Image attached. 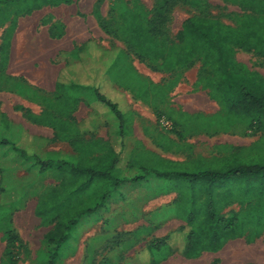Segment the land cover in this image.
Segmentation results:
<instances>
[{
	"label": "trees",
	"instance_id": "1",
	"mask_svg": "<svg viewBox=\"0 0 264 264\" xmlns=\"http://www.w3.org/2000/svg\"><path fill=\"white\" fill-rule=\"evenodd\" d=\"M178 1L155 0L153 10L148 11L142 0H115L130 7L108 21L101 20L100 25L108 34L125 41L139 58L164 65L173 59L178 67L199 61L197 85L218 103L230 131L244 136L254 130L252 135H261L248 148L224 146L229 152L225 156L199 155L179 162L163 160L145 150L138 154L137 164L145 176L155 174L168 180L177 191L176 214L185 222L177 232L149 244L150 264H159L175 252L186 259L198 258L204 252L217 253L230 240L246 236L252 242L264 231V75L236 58L237 48L264 56V0H233L250 9L249 13L236 16L234 25L205 14L193 15L183 22L174 42L165 26L170 7ZM72 3L73 0H0V26L12 21L1 47L2 69L8 61L18 16L31 15L44 6ZM189 3L198 8L204 5L202 0ZM75 54L76 58L68 60L62 69L56 86V104L66 119L34 118L40 123L51 120L58 130L56 138L71 140L78 156L76 164L67 165V169L60 167L66 180L50 189L36 206L41 225L50 227L44 236L52 248L48 264H56L61 247L80 220L98 211L119 185L129 182L124 173L132 166L133 153L126 151L132 134L131 113L113 94L116 84L132 90L139 79L130 53L117 46L106 50L88 41ZM180 79L178 73L163 85L150 82L141 93V100L161 110ZM67 92L68 97L62 98ZM70 92L94 95L89 106L94 111L92 115H101L110 126L109 141L76 138L81 130L74 123L72 110L78 98ZM162 112L183 130L194 131L204 125L201 113L190 114L169 106ZM143 178L130 180L137 183ZM233 204H239L241 210L227 217L223 212ZM5 239L6 260L2 264H17V238L8 231ZM156 255L163 258L156 259Z\"/></svg>",
	"mask_w": 264,
	"mask_h": 264
},
{
	"label": "rangeland",
	"instance_id": "2",
	"mask_svg": "<svg viewBox=\"0 0 264 264\" xmlns=\"http://www.w3.org/2000/svg\"><path fill=\"white\" fill-rule=\"evenodd\" d=\"M142 2L148 11L153 10L155 0H142ZM202 2L204 3L202 8L192 6L189 0H180L170 7L165 32L171 40L177 42L183 22L193 15L205 14L226 24L234 25L236 16L250 12V9L242 8L233 0H202ZM128 7L130 4L116 3L115 0H73V3L67 6H44L31 15H21L25 35L18 36L17 42L19 45L24 44L29 35L36 44L40 40L47 39L46 43L41 42L42 45H35L33 42L31 46L36 49L40 47L50 49L54 65L60 63L63 65L65 61L76 58L75 53L88 41H93L106 50L117 46L130 53L131 61L139 73V79L132 90L123 89L116 84L115 92L113 91L115 99H118L121 106L128 108L127 111H130L132 117L130 123L132 134L128 137L126 148L127 153H133L132 166L124 173V177L129 179L128 183H133L130 179L142 172L138 167L137 158L143 150L154 151L163 160L185 162L199 155L208 158L225 156L229 152L225 151L224 146L235 149L253 146L261 133L244 136L233 134L229 129V121L221 112L218 103L210 98L207 90L197 85L201 68L199 61L185 67H178L173 59L164 65L162 62L139 58L125 41L108 34L101 27V20L108 21L113 15H117ZM18 18L19 16L17 20ZM49 28L51 40L46 32ZM19 49L23 50L24 45H20ZM236 58L250 69L264 75V56L237 48ZM38 65L39 63L36 66ZM178 73L181 74V79L169 92L166 104L161 107V110L157 111L141 100V93L150 82L163 85L170 78H175ZM69 94L79 100L75 120H90L91 111L87 104L94 100V95L73 92ZM168 106L183 112L199 110L191 111L190 114L204 115V125L194 131L175 126L173 121L162 112ZM175 118L177 119L176 116ZM93 122L98 123L95 124L97 129H86L85 135L80 136L79 139L89 141L100 138L107 141L109 139L108 125L104 124L100 117ZM91 131L95 133L91 134ZM4 148V160L0 161L2 162L0 264L6 260L5 233L8 231L17 238L15 254L17 264H48L52 248L45 242L44 236L50 227L41 225L35 210L37 203L50 189L58 188L66 180L65 173L60 167L67 169L69 164L44 158L43 152L38 153L36 160L28 159L30 154L16 153L14 144L12 146L6 143L0 144V150ZM256 150L259 151V148ZM69 151L71 152L70 148ZM38 167H41V170ZM168 185H171L170 182ZM130 210L134 223L139 220V217L143 220L142 215L138 216L140 211L136 204L130 205ZM240 210L239 204H233L224 210L223 214L230 217ZM92 222L88 224L90 233L94 232L92 230L94 222ZM134 223H132L133 229L138 225ZM83 233V227H74L69 240L60 249L56 264H150L152 255L148 251L149 243L139 232H114L111 234L112 238L105 244L97 248L89 247L84 252L85 256L79 247ZM121 244L125 246L120 247ZM154 258H163V255H156ZM172 260L175 264H264V231L252 242L244 236L230 240L217 253L204 252L195 259L182 260L179 257H173Z\"/></svg>",
	"mask_w": 264,
	"mask_h": 264
},
{
	"label": "crops",
	"instance_id": "3",
	"mask_svg": "<svg viewBox=\"0 0 264 264\" xmlns=\"http://www.w3.org/2000/svg\"><path fill=\"white\" fill-rule=\"evenodd\" d=\"M62 5L64 6L65 4ZM20 17L16 21V26L11 36L8 61L4 69L1 66V47L4 43L6 30L11 26L12 21L9 20L0 26V144L5 145L6 143L11 146L14 144L16 149L18 148L24 152V155L30 154L28 159L36 160L38 153L43 152V157L49 160L54 161L56 159V161L66 164H76L78 156L74 150L73 142L56 138L58 130L52 125L51 120H47L45 123L34 120V118H41L42 116L49 119L54 116L66 119L63 115L65 112L59 109L56 104V97L58 96L56 86L60 73L66 66L67 61L64 64L62 63L63 65H60L61 63L54 65L50 49L42 47L36 49L31 46L33 42L35 45H42L41 42L46 43L47 39L40 40L36 44L31 39V35H29L28 40L24 44H20L24 45V49L20 50V45L17 44L18 36L25 35L23 33L25 30L22 18L20 19ZM46 32L50 39V28ZM37 63H39L38 66H36ZM66 97H68V92L67 96L62 98ZM90 103L87 104L91 111L90 120L74 121L75 125L81 130V133L76 136L77 139L85 135L86 129H97L95 124L98 123L93 121H96L98 117L104 124L108 125L101 115H92L94 111L89 106ZM77 104H79V100ZM77 104L72 110L74 118ZM191 111L198 112L199 110L195 109L187 112L190 113ZM91 121L92 123H89ZM94 133L95 131H91V134ZM108 133L110 139L112 134L109 125ZM98 139L100 138L94 140ZM43 145H45L44 149H42ZM2 151L0 150V161L3 162L5 148ZM20 151L16 150V153H20ZM147 152L160 156L154 151ZM52 161L48 162L51 163ZM2 162H0V169ZM38 168L41 170V167ZM137 176H144V178L137 183L127 182L119 185L106 198L103 207L85 216L77 224V226L84 228L79 246L83 256H85L84 252L89 247L95 246L97 248V246L108 242L114 232H139L150 244L155 239L161 240L177 232L185 225V222L176 214L179 194L171 185H168V180L159 178L155 174H147L145 176L144 172L137 174ZM132 204L138 206L140 211V213L137 212L138 216L142 215L143 220L139 217L137 222L135 221L134 223L132 221L133 215L130 210V205ZM141 221L143 223H140ZM91 222L93 223V233H90L91 229L88 228V224ZM132 223L138 224L135 229L132 228ZM123 241L125 244V238ZM124 244H121L120 247L125 246ZM173 257L188 260L178 253H173L166 260H161L159 264H175L172 260Z\"/></svg>",
	"mask_w": 264,
	"mask_h": 264
},
{
	"label": "built area",
	"instance_id": "4",
	"mask_svg": "<svg viewBox=\"0 0 264 264\" xmlns=\"http://www.w3.org/2000/svg\"><path fill=\"white\" fill-rule=\"evenodd\" d=\"M253 131H254V130H250V131H249V132H250V134H252V133H253Z\"/></svg>",
	"mask_w": 264,
	"mask_h": 264
}]
</instances>
